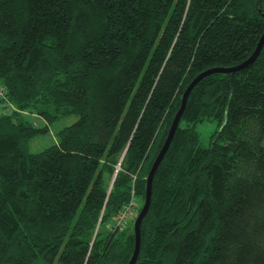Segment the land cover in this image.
Returning <instances> with one entry per match:
<instances>
[{"label":"trees","instance_id":"16d2710c","mask_svg":"<svg viewBox=\"0 0 264 264\" xmlns=\"http://www.w3.org/2000/svg\"><path fill=\"white\" fill-rule=\"evenodd\" d=\"M263 29L264 0H0V264H126L135 217L115 218L143 203L183 90ZM180 116L133 264H264V42L201 77Z\"/></svg>","mask_w":264,"mask_h":264},{"label":"water","instance_id":"95a60500","mask_svg":"<svg viewBox=\"0 0 264 264\" xmlns=\"http://www.w3.org/2000/svg\"><path fill=\"white\" fill-rule=\"evenodd\" d=\"M263 42H264V29L263 32L261 33L260 38L258 39L257 43L255 44V48L252 50V52L247 56V58L243 59L240 63L235 64V65H230V66H223V65H219V66H211L208 67L207 69H204L203 71H200L199 73H197V75L192 78L189 83L186 85L185 89L182 92V96H181V100H180V106L178 107V109L176 110V113L173 116V119L169 125V129L168 132L166 134V137L164 138V142L161 145V147L158 150V153L155 155L154 160L152 161V165L150 166V169L148 171V175L146 178V182H145V193H144V201L141 205V209L139 210V212L137 213V215L135 216V221L133 223V231H134V248L132 251V255L129 258V260L126 262V264H133L136 259H137V253L139 251V247H140V225H141V219L144 216V214L147 211V207L149 205L150 202V194H151V189H152V179L154 176V172L156 170V167L158 166V164L160 163L159 161L162 159V157L164 156V154L166 153V149L169 146L170 142H171V138L176 130V126L179 122L180 119V115L183 112L184 108H185V103L187 100V97L189 95V91L191 90V88L197 83V81L207 75L210 72H215V71H230L233 69H238V68H242V66L247 65L251 62H253V60L256 58V56L258 55V53L260 52L262 46H263Z\"/></svg>","mask_w":264,"mask_h":264},{"label":"rangeland","instance_id":"374dc122","mask_svg":"<svg viewBox=\"0 0 264 264\" xmlns=\"http://www.w3.org/2000/svg\"><path fill=\"white\" fill-rule=\"evenodd\" d=\"M1 82L2 80L0 79V86H2ZM10 106H12V104ZM0 110H1V106H0ZM25 113H26L25 114L26 118L31 119L34 122L36 121L37 124H42V122L44 121L42 117L38 116L35 113H32V112H25ZM75 118H76V114H67V115H64V116H61L55 119L52 123L49 124L47 130L29 138V140L26 142L27 150L38 151L56 142L58 140V134H57L58 129H60L66 124L73 122ZM195 127L198 132V138H200V142L203 145H209L210 134L213 130L217 128L216 120L215 119L199 120V122L195 124ZM129 202L132 203L131 206H129L128 208L129 210H127V212L124 211L125 212L124 215L120 214L119 216L117 215V217L115 218L116 219L115 221H117V223L121 227H124L125 225L130 224L132 222V218H134L140 210V209L138 210V207L141 204L140 197L136 195L134 197L132 196Z\"/></svg>","mask_w":264,"mask_h":264},{"label":"built area","instance_id":"2783aa9c","mask_svg":"<svg viewBox=\"0 0 264 264\" xmlns=\"http://www.w3.org/2000/svg\"><path fill=\"white\" fill-rule=\"evenodd\" d=\"M1 87H0V94H1ZM131 202H129L128 204H126V205H124L123 206V210L122 211H120L119 212V214H118V216L121 214V215H124L125 214V212H127V210H129L128 208H129V206H131ZM125 211V212H124Z\"/></svg>","mask_w":264,"mask_h":264}]
</instances>
